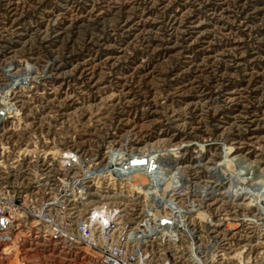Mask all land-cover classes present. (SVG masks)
I'll use <instances>...</instances> for the list:
<instances>
[{"label": "rangeland", "instance_id": "1", "mask_svg": "<svg viewBox=\"0 0 264 264\" xmlns=\"http://www.w3.org/2000/svg\"><path fill=\"white\" fill-rule=\"evenodd\" d=\"M11 79L16 89L0 95L18 113L0 129V188L39 203L57 187L55 154L100 157L127 135L167 150V169L179 156L203 173L223 153L243 191L260 192L213 215L226 224L256 212L264 222V0H0V84ZM116 188L101 199L123 218L142 216L143 198ZM263 222L212 230L225 246L213 264H263ZM94 257L48 241L30 216L0 244V264Z\"/></svg>", "mask_w": 264, "mask_h": 264}, {"label": "built area", "instance_id": "2", "mask_svg": "<svg viewBox=\"0 0 264 264\" xmlns=\"http://www.w3.org/2000/svg\"><path fill=\"white\" fill-rule=\"evenodd\" d=\"M18 83L11 79L0 84V94L7 86L14 91ZM16 113L17 105L6 98L0 104V129ZM157 145L134 146L125 135L100 157L61 150L53 156L59 166L52 176L57 187L39 203L33 194L0 188V244L11 243L30 216L48 241L63 248L82 245L97 264H213L225 246L218 242L220 233L212 230L263 222L256 212L234 216L226 224L225 216L213 215L223 213V206L242 210L244 196L260 192L243 191L237 163L226 172L225 155L219 153V160L202 173L185 170L178 156L167 169L159 162L167 150ZM117 185L132 188L126 196L133 190L143 198L142 216L123 218L117 205L101 199L117 198L123 189L117 190Z\"/></svg>", "mask_w": 264, "mask_h": 264}, {"label": "bare ground", "instance_id": "3", "mask_svg": "<svg viewBox=\"0 0 264 264\" xmlns=\"http://www.w3.org/2000/svg\"><path fill=\"white\" fill-rule=\"evenodd\" d=\"M170 154V153H169ZM148 169V167L146 168ZM253 177L248 176L247 178L244 179V182H246L247 179H252ZM256 185V183H253V186ZM259 185H263V183L259 184ZM264 214V213H263ZM92 253V252H91Z\"/></svg>", "mask_w": 264, "mask_h": 264}]
</instances>
